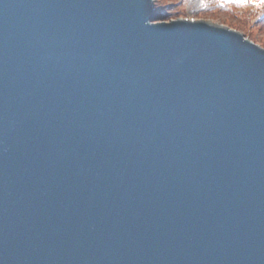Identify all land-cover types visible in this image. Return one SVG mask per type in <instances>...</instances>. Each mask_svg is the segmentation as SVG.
<instances>
[{"label":"water","instance_id":"95a60500","mask_svg":"<svg viewBox=\"0 0 264 264\" xmlns=\"http://www.w3.org/2000/svg\"><path fill=\"white\" fill-rule=\"evenodd\" d=\"M153 0H0V264H264V48Z\"/></svg>","mask_w":264,"mask_h":264},{"label":"rangeland","instance_id":"374dc122","mask_svg":"<svg viewBox=\"0 0 264 264\" xmlns=\"http://www.w3.org/2000/svg\"><path fill=\"white\" fill-rule=\"evenodd\" d=\"M248 1V0H245ZM258 1V0H254ZM208 5V0H154V7H162L161 20L169 21L172 19L203 20L209 23L226 26L230 29L242 33L245 38L264 48V26L256 15L247 20L235 18L236 15L223 10H212L203 12ZM237 13V12H235ZM233 13V14H235ZM236 27H241L244 32Z\"/></svg>","mask_w":264,"mask_h":264},{"label":"trees","instance_id":"16d2710c","mask_svg":"<svg viewBox=\"0 0 264 264\" xmlns=\"http://www.w3.org/2000/svg\"><path fill=\"white\" fill-rule=\"evenodd\" d=\"M218 6L219 5H216L215 0H212V5L206 12H210L212 10H223V11L231 13V15H236L235 18H239L241 20H247L250 17L254 18L256 15H258L257 19H259L261 24L264 26V15L261 14V10L264 8V3H261V2L259 3V6L261 8H257L253 4L247 1H245V3H237L236 1H234L232 4L225 5L224 7H221V8H219ZM155 8H156L155 9L156 20H161L162 18L161 16L163 14L161 12L162 7H155ZM236 28L244 32L243 28L241 27H236Z\"/></svg>","mask_w":264,"mask_h":264},{"label":"snow or ice","instance_id":"6c2138e0","mask_svg":"<svg viewBox=\"0 0 264 264\" xmlns=\"http://www.w3.org/2000/svg\"><path fill=\"white\" fill-rule=\"evenodd\" d=\"M237 3H245V0H236ZM261 3H264V0H260Z\"/></svg>","mask_w":264,"mask_h":264},{"label":"bare ground","instance_id":"6f19581e","mask_svg":"<svg viewBox=\"0 0 264 264\" xmlns=\"http://www.w3.org/2000/svg\"><path fill=\"white\" fill-rule=\"evenodd\" d=\"M154 1V0H153Z\"/></svg>","mask_w":264,"mask_h":264}]
</instances>
